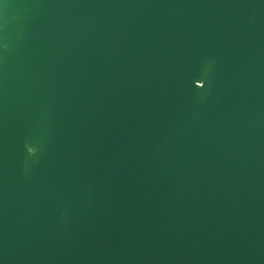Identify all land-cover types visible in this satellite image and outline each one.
<instances>
[{"label": "water", "instance_id": "1", "mask_svg": "<svg viewBox=\"0 0 264 264\" xmlns=\"http://www.w3.org/2000/svg\"><path fill=\"white\" fill-rule=\"evenodd\" d=\"M0 264H264V0H0Z\"/></svg>", "mask_w": 264, "mask_h": 264}, {"label": "snow or ice", "instance_id": "2", "mask_svg": "<svg viewBox=\"0 0 264 264\" xmlns=\"http://www.w3.org/2000/svg\"><path fill=\"white\" fill-rule=\"evenodd\" d=\"M200 87H201V88H203V87H204V85H201Z\"/></svg>", "mask_w": 264, "mask_h": 264}]
</instances>
